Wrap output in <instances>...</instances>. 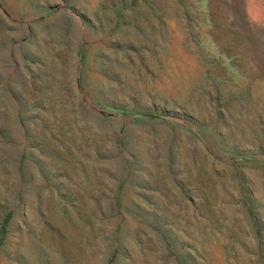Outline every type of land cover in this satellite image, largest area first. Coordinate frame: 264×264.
Returning a JSON list of instances; mask_svg holds the SVG:
<instances>
[{
	"label": "rangeland",
	"instance_id": "rangeland-1",
	"mask_svg": "<svg viewBox=\"0 0 264 264\" xmlns=\"http://www.w3.org/2000/svg\"><path fill=\"white\" fill-rule=\"evenodd\" d=\"M91 15H162L166 67L146 75L145 99L110 101L128 114L80 99L69 110L74 132L59 145L44 130L27 138L25 117L9 115L0 88V264H155L150 245L127 230L133 222L112 217L100 193L126 177L121 198L131 203L134 180L176 168L195 200L187 264H264V0H0V55H40L43 78L80 76L88 96ZM42 166L67 185L65 219ZM26 167L39 174L31 183ZM11 199L21 200L12 221Z\"/></svg>",
	"mask_w": 264,
	"mask_h": 264
},
{
	"label": "crops",
	"instance_id": "crops-1",
	"mask_svg": "<svg viewBox=\"0 0 264 264\" xmlns=\"http://www.w3.org/2000/svg\"><path fill=\"white\" fill-rule=\"evenodd\" d=\"M169 16L171 19L172 15ZM88 20L93 33L90 41L93 46L90 74L92 80L88 96H82L80 76L66 77L60 82L43 78L44 61L40 55L22 51L16 59L11 48L5 52L3 50L4 53L0 55L2 105L6 107L8 101L7 107L11 112L9 115L25 117V120L19 123V129L26 131L27 138L33 136V131L44 130L51 142L57 139L56 144H61V133L74 132L69 110L76 105L80 107V99L93 101L96 105L95 111H98L99 106L112 107L122 114H128L123 111L124 106H131L130 102L146 97V75L150 77L152 74L155 75V69L161 74V69L166 67L159 54L162 51V42L159 38L162 32V15H91ZM176 28L177 15H173V30L176 31ZM131 34L138 36L137 41H132ZM27 37L28 35L25 36ZM81 48L82 42L77 50L80 51ZM79 56L81 57L80 52ZM32 62L36 64L35 70L30 65ZM173 67H176V61ZM140 91L142 96L139 94ZM78 93L80 98L76 96ZM149 93L158 94L156 91ZM110 101H118L123 107L111 105ZM143 107H146L145 103ZM139 114L157 115L147 112ZM28 119L29 123L26 122ZM40 144V141H34L32 147L38 149ZM36 162L43 165L40 159ZM43 168L45 166H42L40 171L44 178H40L49 180V195H54L52 197L56 200L58 215L65 219L66 203L64 201L62 203V200H66L67 185L64 179L59 181L61 179L59 175L55 177L56 173L52 175V171H47L46 168L42 171ZM25 170L30 183L35 174L39 176L31 167H26ZM170 172L174 174L134 180L137 189L132 193L134 199L131 203H125L121 198L124 196V187L128 186L126 177H112L111 180L116 181L115 185L105 184V191L100 194L111 198V204L114 205L110 208L113 212L112 217H116L118 221L128 218L133 222L132 226H123L127 227L137 242L150 245L155 264H180V260L186 261L187 264L191 259L189 253H192L187 245L194 242V228L188 222L192 220L195 211L194 194L188 190L186 182L184 183L185 178L178 175L177 168L176 171L172 169ZM19 202L21 203V200ZM19 202L15 206L11 199L9 210L11 221ZM244 211H252L250 204ZM116 240H119L117 241L119 245L125 243L121 236L116 237ZM118 249L124 254L123 247L121 249L118 246ZM113 253L114 249L112 257Z\"/></svg>",
	"mask_w": 264,
	"mask_h": 264
}]
</instances>
